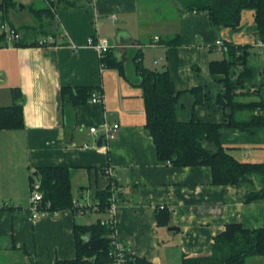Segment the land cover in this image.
<instances>
[{
  "label": "crops",
  "instance_id": "0c3cea01",
  "mask_svg": "<svg viewBox=\"0 0 264 264\" xmlns=\"http://www.w3.org/2000/svg\"><path fill=\"white\" fill-rule=\"evenodd\" d=\"M15 1L0 11V22L19 31L24 42L53 41L19 46L0 35V106L13 103L11 89L17 88L23 113L21 128L0 129V264L75 258L74 224L106 215L99 211L98 193L110 185L107 166L118 187L116 237L152 264H182L183 258L209 254L228 223L264 227V198L245 201L246 184H215L208 165L177 166L158 157L145 128L140 74V68H166L177 90L200 86L205 99L194 105L195 114L224 123L225 110L213 101L223 88V74L210 71V61L223 56L214 43H252V10H243L240 29L231 30L212 27L207 10L185 9L175 0H43L45 7ZM36 30L48 34L29 35ZM88 36L108 41L104 62L83 46ZM67 85L93 92L73 106L62 98ZM104 123H118L114 137H104ZM219 132L234 158L264 162V126L223 125ZM45 166L67 167L72 202L82 204L83 213L72 206L29 219L31 174ZM248 176L255 189L264 188V173ZM163 211L169 215L164 225L158 222ZM246 264H264V255L249 256Z\"/></svg>",
  "mask_w": 264,
  "mask_h": 264
},
{
  "label": "trees",
  "instance_id": "16d2710c",
  "mask_svg": "<svg viewBox=\"0 0 264 264\" xmlns=\"http://www.w3.org/2000/svg\"><path fill=\"white\" fill-rule=\"evenodd\" d=\"M175 1H179L185 9L207 10L210 24L217 29H240L241 12L252 10L256 25L255 39L264 41V0ZM15 6V0H0V11L3 13ZM224 43L226 51H221L223 56L220 59L210 61V71L223 74V88L214 93L213 101L223 106L226 121H203L195 114L194 105L205 99L200 86L177 90L166 68H140L145 128L154 140L160 159L177 166L208 165L213 183L246 184L248 190L244 200L251 201L264 198V188L255 189L248 176L251 172L264 173V162H244L234 158L222 146L219 130L223 125L241 130L264 126V113H254L258 106L264 107V68L251 62L252 56L261 60L251 43L240 44L227 40ZM14 44L26 46L38 42L17 40ZM106 54L102 57V62L105 61ZM61 90L64 101L76 106L90 97L93 87L67 85ZM11 93L13 103L0 106V129L23 126L22 95L17 88H12ZM36 170L43 202H49L48 208L56 211L72 207L70 173L67 167L45 166ZM31 179L35 180L33 174ZM109 195V187L98 193L99 211L105 214L110 205ZM168 217V212H160L158 222L167 224ZM101 219L92 224H74L76 256L58 260L55 264H110L111 228L101 224ZM255 255H264V227L250 229L233 222L215 235L209 254L183 258L182 264H246V258ZM131 264L152 263L135 254Z\"/></svg>",
  "mask_w": 264,
  "mask_h": 264
},
{
  "label": "built area",
  "instance_id": "2783aa9c",
  "mask_svg": "<svg viewBox=\"0 0 264 264\" xmlns=\"http://www.w3.org/2000/svg\"><path fill=\"white\" fill-rule=\"evenodd\" d=\"M0 35H3L7 40L11 42L17 41L21 38V34L19 31H17L15 28L4 22H0ZM157 38H158L157 36L154 37V39ZM52 41L53 38L51 37L40 38L37 40L38 44L52 43ZM214 44L220 51H226V45L223 39L221 38L216 39ZM251 44L253 45V48L258 52L259 56L261 57L262 66L264 68V41L260 39H255ZM83 46H89L94 48L97 51L98 57L100 59H102L105 53H107L110 49V45L106 40V38H97L94 36H88L85 39ZM262 78L264 79V71L262 72ZM97 100H98L97 97L95 96L92 97V101H97ZM254 113L256 114L264 113V107L258 106L257 108H255ZM118 128H119L118 123H113V124L104 123L103 125L104 137L106 139H110L114 137ZM89 130L95 132L96 127L91 126L89 127ZM104 173L108 177H110V185H109L110 195L108 197L110 205L106 211V216L100 220L101 221L100 223L111 228V233H110L111 249L109 252V255L111 256L110 264H131L132 260L135 258V254H136L135 251L132 250L130 247L124 245L120 240H118L115 233L114 210H115V205L119 200L118 187L116 184V176H115L116 174L114 169L110 166L104 168ZM48 206H49V202H45V203L43 202L42 193L39 189V182L37 180H33L30 185V191H29V210H30L29 219L31 221H34L40 216L46 215L50 212H55L50 210ZM72 206L79 213H83L85 211L84 206L78 203L77 201L73 200Z\"/></svg>",
  "mask_w": 264,
  "mask_h": 264
},
{
  "label": "rangeland",
  "instance_id": "374dc122",
  "mask_svg": "<svg viewBox=\"0 0 264 264\" xmlns=\"http://www.w3.org/2000/svg\"><path fill=\"white\" fill-rule=\"evenodd\" d=\"M25 1L27 0H17V6H19V4L22 2L24 3ZM34 1V6L35 7H41V6H46V3L43 1V0H33ZM47 31H40V30H36L34 32H30L29 35H33V36H41L43 37L44 35H47ZM251 62H254L255 65H257L258 67H261L262 66V62L261 60H259V58H256L255 56H252L251 57Z\"/></svg>",
  "mask_w": 264,
  "mask_h": 264
},
{
  "label": "water",
  "instance_id": "95a60500",
  "mask_svg": "<svg viewBox=\"0 0 264 264\" xmlns=\"http://www.w3.org/2000/svg\"><path fill=\"white\" fill-rule=\"evenodd\" d=\"M102 138H103L102 136L99 137V139H98V141H97V144H98V145L101 144ZM32 174H33V176L35 177V179H36L37 181H39V176H38L39 174H38V171L35 170V171L32 172Z\"/></svg>",
  "mask_w": 264,
  "mask_h": 264
},
{
  "label": "bare ground",
  "instance_id": "6f19581e",
  "mask_svg": "<svg viewBox=\"0 0 264 264\" xmlns=\"http://www.w3.org/2000/svg\"><path fill=\"white\" fill-rule=\"evenodd\" d=\"M36 180V179H35Z\"/></svg>",
  "mask_w": 264,
  "mask_h": 264
}]
</instances>
